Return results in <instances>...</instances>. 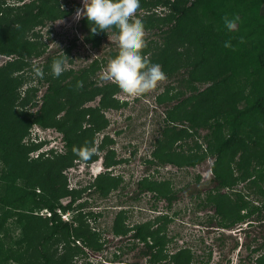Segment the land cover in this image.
<instances>
[{"label":"trees","instance_id":"trees-1","mask_svg":"<svg viewBox=\"0 0 264 264\" xmlns=\"http://www.w3.org/2000/svg\"><path fill=\"white\" fill-rule=\"evenodd\" d=\"M59 1L29 0L18 4L0 0V55L8 57L0 64V264H73L74 256L84 253V247L93 251L102 249L98 232L85 218L87 214L92 216L93 211H81L85 203L77 201L87 186H69L64 171L74 161L82 160L74 149L91 151L95 133L108 122L102 109L118 105L114 95L119 85L97 82V59L80 68L69 66L58 77L51 74L55 58L65 53L66 62H72L71 45L46 52V44L34 28L59 16ZM142 4L145 13L139 18L145 30L155 36L147 41L144 55L152 63H159L167 76L186 68L190 79L209 82L204 89L166 110V126L161 139L155 140L153 159L160 164L189 167L213 157L211 172L215 184L201 203L214 207L219 227L230 228L257 217L264 218V130L261 129L264 126V0H142ZM159 6L166 11L156 12ZM79 7L75 3L63 14ZM237 16L236 28L228 30L224 18ZM78 23L82 41L98 47L107 32L91 33L83 16ZM113 34L119 35L115 31ZM227 49L232 52L219 60ZM120 53L111 58L119 59ZM34 66L43 70V78L35 75ZM33 78L36 84L21 93L22 84ZM248 84L260 91L255 97L243 93ZM236 85L240 88L230 89ZM96 96H99L96 106L86 105V101ZM222 103L230 106L223 113L220 108L226 106H219ZM29 106L36 109L32 111ZM249 118L253 129L241 134V126ZM32 124L59 132L62 150L50 148L28 159L31 151L41 149L46 142L22 141ZM198 128L207 129L201 139ZM189 136H194L192 144L186 141ZM109 141L107 135L102 136L98 147ZM176 142L180 144L174 147ZM97 158L95 155L86 162ZM119 161L114 150L106 148L104 165L109 167ZM199 178L197 175L196 180ZM246 179L260 196L261 206L243 198L239 192L235 197L221 192ZM118 183L116 177L103 172L94 177L87 189L106 195ZM166 184L147 176L137 182L139 192H150L156 200L164 198L169 205L175 193ZM66 196L69 199L62 203L60 199ZM30 206L48 209L50 215L35 214L29 210ZM57 209L77 211L65 221L59 218ZM125 216L124 210H119L111 231L114 235L129 233L133 239L130 248L140 245L139 254L146 257V264H195L189 248L164 252L167 214L132 226L124 224ZM9 221L22 227L23 234L17 240L9 234ZM247 248L250 253L258 250L256 246L247 245ZM200 262L207 264L204 260ZM254 263L264 264V254L256 257Z\"/></svg>","mask_w":264,"mask_h":264},{"label":"rangeland","instance_id":"rangeland-1","mask_svg":"<svg viewBox=\"0 0 264 264\" xmlns=\"http://www.w3.org/2000/svg\"><path fill=\"white\" fill-rule=\"evenodd\" d=\"M5 1L19 4L27 0ZM59 3V16L34 28V30H39L40 39L46 44L45 51H60L64 46L71 45L72 62H66V68L69 66L74 69L80 68L88 65L93 59H97L99 62L95 76L97 82L108 83L106 78L109 76L111 63L117 60L111 56L121 52L119 35L113 34L112 39L110 33H107L101 39L98 47H90L82 41V34L78 28L79 19L75 18L77 9H71V12L63 14L64 11L70 10L75 3H79V9H82L83 0H60ZM155 9L158 13L166 11V8L160 6ZM144 13L145 11L142 10L141 15ZM145 31L146 41L155 37L151 31ZM231 52L227 49L222 53V56L220 55L219 60H223ZM7 58L0 55V64L4 63ZM217 64L213 68H216ZM185 69H180L179 73H174L171 76L166 75V79L160 81L155 89L135 98L125 94L119 87L114 95L118 100V105L102 109L108 122L106 127L95 133L94 145L91 147V151H94L98 158L90 162L76 160L71 167L64 171L71 187L83 188L85 185L88 187L99 172H106L119 180L117 187L106 195L98 194L92 189L89 192L87 187L82 190V198L77 201L85 203L81 207V211H93L92 216L87 214L85 218L89 225L98 232L102 249L93 251L84 247V253L74 256L73 264H135L136 262L146 264V257L139 254L140 248L138 247L140 245H137L135 249L130 248L133 239L130 238L129 233L114 235L111 231L113 218L119 210H124L126 215L124 224L128 226L153 220L163 213L167 214L168 222L164 225L167 236L165 253L169 254L177 248L186 247L193 254L195 264H203L200 260L207 261V264H255L254 259L257 254L250 253L246 245L252 248L261 243L264 237V226L257 225L256 222H252L248 226L244 222L235 224L229 229L221 228L217 224L218 218L215 216L214 207L201 203L206 197V192L215 184L211 172L213 157H207L195 166L189 167H176L172 163L160 164L156 159H153L151 152L155 147V140L161 139L162 130L166 126L164 121L166 110L173 107L182 98L192 93L195 94L209 85V82L202 83L190 79L185 73ZM33 84H36L34 78L29 83L24 82L20 88L21 93L26 87ZM247 86L242 90L244 94L255 97L260 92L251 84ZM238 88L240 86L236 85L230 89ZM41 89L43 90V88ZM177 93L179 94L174 98L172 95ZM40 94L41 92L38 93L39 96ZM159 96H163L161 100H159ZM98 99L99 96H96L86 101V105L96 106ZM219 106H226L220 108L222 113L223 110L230 107L228 103H222ZM29 108L33 111L36 106H29ZM250 119L244 121L241 126V134L253 129L254 124ZM261 129L264 130V126ZM206 130V128H198V137L200 138ZM28 132V136L25 135L22 139L25 144L34 140H46L41 145V149L28 154V159L37 156L41 151L47 152L52 147L58 151L62 150L61 135L54 128H42L37 124H32ZM104 135H107L111 141L99 148ZM183 140L181 139V142ZM186 141L192 144L194 136H189ZM179 142L174 143V147L180 144ZM183 147L186 145L183 144ZM106 148H112L115 158L121 159V161L106 167L103 163ZM148 160L151 161L148 162ZM233 172L236 174V171ZM197 175L200 176L198 181L196 180ZM144 176L150 180H157V182H167L166 187L175 193V198L169 205L164 198L156 200L150 192H139L137 182ZM247 184L248 179L237 181L232 188H223L221 192L235 196L234 193L238 191L247 194L250 198H257L256 194L247 187ZM39 189L41 190V188ZM68 199L69 196H66L60 201L65 203ZM29 210L42 217L45 216L43 208L37 209L30 206ZM76 211L75 209L64 214L71 218ZM10 221L8 223L9 234L12 235L13 240H17L23 234L22 227ZM262 251L264 252V247ZM164 262L166 263V260ZM10 264L17 263L11 262Z\"/></svg>","mask_w":264,"mask_h":264},{"label":"clouds","instance_id":"clouds-1","mask_svg":"<svg viewBox=\"0 0 264 264\" xmlns=\"http://www.w3.org/2000/svg\"><path fill=\"white\" fill-rule=\"evenodd\" d=\"M142 8V0H83V8H78L75 13L77 20L81 16L87 19L91 33L104 31L110 33L112 39L114 31L119 33L120 57L111 63L106 82L118 84L125 94L133 98L155 89L160 81L166 79L161 65L152 63L143 53V49L147 47V41L144 22L139 18ZM238 20V16L225 17V27L230 31L234 30ZM225 46H229V43L226 42ZM67 57L64 53L63 56L53 60L51 74L54 77L60 76L66 70ZM34 72L36 76L43 78L44 72L40 67L34 66ZM74 151L84 161L96 155L94 151H89L87 148L74 149ZM43 211L45 216L46 211L49 212L45 208ZM57 212L62 220H70V217L63 218V215H66L65 212L59 209Z\"/></svg>","mask_w":264,"mask_h":264},{"label":"flooded vegetation","instance_id":"flooded-vegetation-1","mask_svg":"<svg viewBox=\"0 0 264 264\" xmlns=\"http://www.w3.org/2000/svg\"><path fill=\"white\" fill-rule=\"evenodd\" d=\"M27 1H29V0H27ZM80 8V7H79ZM78 9V8H77ZM247 180V179H246ZM246 180H240V181H246ZM249 179H248V184H247V187L250 189V190H252L253 191V186L251 187L250 185H249ZM260 184H261V182H260ZM233 187V186H232ZM232 187H229V188H232ZM227 188V187H226ZM236 192H238V191H236ZM240 194H242L241 192H239ZM227 194H229L230 196H232V194H230V193H227ZM234 195H235V193H234ZM242 196H243V198H245V199H249L250 201H251V203H254V204H256V205H259V206H261V198H260V196H258V195H256L257 196V198L255 197V199L254 198H250L247 194H242ZM232 197H235V196H232ZM242 212H243V210H242ZM245 222V224L246 225H248V226H250L251 224L250 223H252V222H256V224L257 225H260V226H264V218H254V219H252L251 220V222L250 221H244ZM244 222H242V223H244ZM249 223V224H248ZM225 229H229V227H227V228H225ZM263 240H264V237H263V239H262V241H261V243H259L256 247H258V250H256L255 251V254H257V256L256 257H258V256H261L262 254H264V252L262 251V249H263V247L264 246H262V242H263ZM247 246V245H246Z\"/></svg>","mask_w":264,"mask_h":264},{"label":"built area","instance_id":"built-area-1","mask_svg":"<svg viewBox=\"0 0 264 264\" xmlns=\"http://www.w3.org/2000/svg\"><path fill=\"white\" fill-rule=\"evenodd\" d=\"M46 214L49 215V212L46 211ZM63 218H64V219H67V216H66V215H63Z\"/></svg>","mask_w":264,"mask_h":264}]
</instances>
